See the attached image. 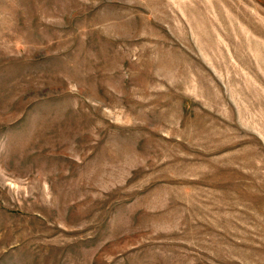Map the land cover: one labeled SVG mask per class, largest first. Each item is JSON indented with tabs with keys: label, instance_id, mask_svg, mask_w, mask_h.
<instances>
[{
	"label": "rangeland",
	"instance_id": "1",
	"mask_svg": "<svg viewBox=\"0 0 264 264\" xmlns=\"http://www.w3.org/2000/svg\"><path fill=\"white\" fill-rule=\"evenodd\" d=\"M0 264H264V0H0Z\"/></svg>",
	"mask_w": 264,
	"mask_h": 264
}]
</instances>
